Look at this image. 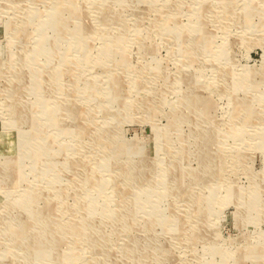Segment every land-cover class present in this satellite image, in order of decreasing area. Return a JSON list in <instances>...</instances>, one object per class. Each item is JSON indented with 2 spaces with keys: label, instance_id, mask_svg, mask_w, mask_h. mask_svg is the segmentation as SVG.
Listing matches in <instances>:
<instances>
[{
  "label": "rangeland",
  "instance_id": "374dc122",
  "mask_svg": "<svg viewBox=\"0 0 264 264\" xmlns=\"http://www.w3.org/2000/svg\"><path fill=\"white\" fill-rule=\"evenodd\" d=\"M0 264H264V0H0Z\"/></svg>",
  "mask_w": 264,
  "mask_h": 264
},
{
  "label": "bare ground",
  "instance_id": "6f19581e",
  "mask_svg": "<svg viewBox=\"0 0 264 264\" xmlns=\"http://www.w3.org/2000/svg\"><path fill=\"white\" fill-rule=\"evenodd\" d=\"M107 13H105V14H102V17L100 18L102 21H104V22H106L107 20H106V18H107V15H106ZM106 15V16H105ZM101 21V22H102ZM12 228V227H11Z\"/></svg>",
  "mask_w": 264,
  "mask_h": 264
}]
</instances>
